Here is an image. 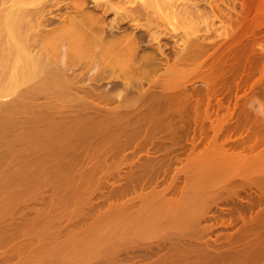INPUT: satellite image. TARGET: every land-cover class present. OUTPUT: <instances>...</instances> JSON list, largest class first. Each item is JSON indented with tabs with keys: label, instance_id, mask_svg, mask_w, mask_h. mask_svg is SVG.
Here are the masks:
<instances>
[{
	"label": "bare ground",
	"instance_id": "6f19581e",
	"mask_svg": "<svg viewBox=\"0 0 264 264\" xmlns=\"http://www.w3.org/2000/svg\"><path fill=\"white\" fill-rule=\"evenodd\" d=\"M91 1L99 8L112 4ZM138 1L139 8L157 17L162 30L171 27L180 44L172 67H166L172 74L159 80L156 75L151 86L139 90L136 102L126 105V99L110 110L95 105L98 95L80 88L82 95L72 93V83L66 86L61 80L62 89L60 83L52 87L60 94L72 87L66 96L73 94L81 105L76 102L77 109L72 104L62 119L39 113L26 121L53 131L59 125L54 119H64L59 126L68 131V136L62 132L67 141L69 136L77 141L73 130L97 125L99 117H109L103 127L118 131L108 129V146L74 162V150L67 152L71 159L66 155L72 142L57 144L54 138L62 130L55 129L54 142L48 131L52 140L40 138L39 125L34 135L25 127L32 133L29 138L22 129L26 136L16 139L28 138L18 140L27 147L12 164L0 167V264H264V0ZM85 3L71 5L82 46L100 55L93 62L103 64L128 52L131 59L126 58L139 67L138 40L123 34L104 40L98 16L91 21L94 15ZM118 5L116 13L123 12ZM10 12L0 20V35L7 39V52L18 58L20 78L34 79L43 70L42 84L58 85L55 69L45 72L41 60L27 57L17 38L19 13ZM14 61H7L11 72ZM151 87L161 90L149 94ZM152 101L157 102L155 113L149 110ZM53 120L56 125L48 126Z\"/></svg>",
	"mask_w": 264,
	"mask_h": 264
},
{
	"label": "rangeland",
	"instance_id": "374dc122",
	"mask_svg": "<svg viewBox=\"0 0 264 264\" xmlns=\"http://www.w3.org/2000/svg\"><path fill=\"white\" fill-rule=\"evenodd\" d=\"M79 1L80 0H0V20H4V18L6 17V16H4V14L9 15L10 11H12L13 14L17 11L19 13V16H16V17L19 18V20L21 21L20 22L21 30H19L20 33H19V36L17 38H20V40L23 42V45L25 46L24 49L26 51L27 57L31 58V59L35 58V60H37V61L41 60L39 62V64L42 63L41 67H43L45 69V72H48L47 69H49V72H50V69H52V71H53V69H55L53 71V73L55 74L56 77L59 76L58 78L60 79V80L58 79L60 82L58 81V85H56V86H55L56 82H53L54 84H52V86L50 83H49L50 86H47L48 84L46 82H43V84H42V82L40 80L43 81L45 78V74L44 75L42 74L43 73V70H42V72L40 73L41 75L39 74L38 77H36L34 79H30V80H22V78H20L21 76H20V72L18 69L19 68L18 62L16 60L15 61L17 63L14 61V59L18 60V58L15 57V54H11V53L9 54L7 52V44H6L7 39L4 36V34L1 33V35H0V120H1L0 121V131L2 133L0 132V146H2V147H0V157L2 156V158L5 157L6 159L0 158V160L2 159L0 161L1 162L0 167L2 164L4 169H5L6 163L12 164L13 161H16V158H19L20 154L22 152H24V150H23L25 147L24 145H26V147H27V144H26L27 139L30 137L29 135H31L32 133L34 135V130L36 132L39 129L38 133L41 137L38 136V138L40 137V138L44 139L46 137V140H52L55 138L56 141H58V142H56L57 144L60 143L61 140H62V142L60 144H63V143H65V141H67L66 139H64L65 137L63 135V133H65V131H67L66 128L62 129V127L59 126L61 124V122L64 120L63 119L61 121V119H62L61 117L65 116L64 114H66L68 111L70 112V110L66 111V109L69 107L71 108L72 104H74L72 108L77 107V109H78V106L81 105L80 100L76 97L78 100L77 101L76 98L73 97V94L70 93L73 97L72 99H75L76 101H71L72 99H70V96H71L70 94H69V97H67L69 91L73 90V89L70 90L72 87L75 88V91L72 93L76 92L78 96L82 95L79 93L80 92L79 90L81 89L82 92L84 90L89 91L86 94L91 92L90 95H93V96L98 95L94 98V100H96V98H97L99 100V103H101L100 100L103 98L101 101L106 100L105 102H102L101 104H99L98 100H97L96 101L97 104H95V103L94 104L99 106V108L101 105V108L103 107V110L104 109L110 110L111 107L113 108L118 103H120V101L125 103V101H123V100H126V99L129 100L130 95H131V98H130L131 102H130V100L129 101L126 100L127 102L125 104L126 105H128L130 103L133 104L134 102H136V100L138 98V92L141 93L143 88H144V90H146V88H148V85H150V83L152 85L151 81H153L154 78H157V76H159L158 77V80H159V78H161L160 76H162V78L164 77L163 79H165V78H168V74H170V72L167 73L168 72L167 69L172 67L171 64L176 57L175 54L177 53V51H179L178 49H179L180 44L178 45L179 42L174 37V35H173L174 33L173 32L171 33V30H170L171 27L169 29H166V27L169 26V25H167L165 28H163L164 30H162L161 29L162 28L161 23H160V21L157 20V17H155V15L149 13L148 10L143 11V9H141L142 7L139 8V4L137 5V3L139 2L138 0H135V1L132 0L134 3L133 2L131 3L130 0L129 1L126 0L127 2H130L131 4L127 3L125 0L124 1L123 0H120V1L116 0V2H115V0H112L113 2L111 1V3H112V4L110 3L111 5H113L114 3H115V5H116V3H117V5L119 4L118 7L120 5L121 6L123 5L122 7H119V8H122V9H124V11H126V12H124V11L121 12L122 11L121 10L120 12H118L119 14L116 13L117 11L120 10V9L118 10L117 6H115V5H113L112 7H111V5L107 6V5L103 4L104 3L103 0H100L101 3L103 4L101 6L102 8L101 7L100 8L95 7L94 3L91 0H89V1L85 0L86 11L87 12L89 11L92 15H94V17L93 16L90 17L91 21H94L96 16H98L96 18V21L98 20L97 23L100 25L99 26L100 28L97 27L98 29L97 28L96 29L101 33V36L104 40L110 39L113 35H114L113 37H115V36L117 37V36H120L122 34H123V37H125V38L128 37L129 39H130V37H132V38L135 37L134 42L136 40H138V41H136V44H137L136 50L137 49L138 50H137V52H135V54H137V58H138V59H136V61L140 60L139 67H138L137 63H136L137 67L135 65L133 67V63H131V60H130L131 59L130 55L127 54L128 52L119 58L116 56H113V58L111 57L112 61H111V59H107L108 61H104L105 63L103 62V64L100 62L99 63L96 62L95 60H97V59H95L94 60L95 62H93V59L100 57V55L94 54V53H92V51L91 52H90V50L88 51V49H84V46H82L83 44H81V39L78 38L79 33H77L78 29H76L78 26V24L76 22H78V21L74 20V19H78V18H76L77 14L75 15L74 7H76V4H78ZM117 1L121 2V3H118ZM125 2H126V4L124 5ZM71 4H73V6L74 5L75 6L72 7ZM132 5H134V6H132ZM105 6H106V8H104ZM130 6L134 7L135 10L133 8H131ZM110 7L111 8L116 7L115 11L113 9H111ZM108 8H110V9H108ZM132 9H133V12H131ZM13 10L14 11L17 10V11L14 12ZM71 10H72V12H71ZM12 12H10V14ZM102 12L104 15L102 14ZM147 12H148V14H147ZM18 13H15L14 15H18ZM120 13H122L123 16ZM127 14H129V15H127ZM146 14L147 15L150 14V15L147 16ZM154 19H156L157 21L155 22ZM96 21H94V22H96ZM2 23H3V21H0V24H1L0 28L3 29ZM159 27H160V29H159ZM168 30L170 32H168ZM170 33L172 34V36ZM177 45H178V47H177ZM9 55H10V57H9ZM11 55H13V56H11ZM106 56L107 55H105L103 57H105V59H106L107 58ZM92 57H94V58H92ZM122 57L124 58L123 60H122ZM126 57H128L130 59H128ZM108 58H110V57H108ZM114 59L115 60L117 59V60L115 61ZM127 59H128V61H127ZM11 60H13L16 63V64L14 63L16 65V70L14 69L15 65H13L14 66V68L12 70L13 74H11L12 73L11 69L9 70V68H10L9 66L13 63V61L11 62ZM7 61L11 64H9ZM98 61H100V60L98 59ZM117 61H119V62H117ZM121 61H122V63H121ZM89 62H90V64H89ZM107 62H109V63H107ZM114 62H116V63L114 64ZM133 62H135V61H133ZM44 64H45V66H44ZM141 65L143 67H141ZM166 67H167V69H166ZM134 68H135V70H134ZM56 70H58V71H56ZM8 71H9L10 76L13 75V77H11L13 79L7 78V77H9ZM58 72L60 73L59 75H58ZM147 75H149L148 80H146ZM39 76L41 78L43 76L44 78L41 79ZM169 78H171V77H169ZM11 80H12V82H10ZM61 80L66 82V83L63 82L66 86L70 85L72 83L71 84L72 87L71 88L69 87L70 89L65 90L66 92L68 91L67 94L63 92L64 90L62 91V94H60V91H59L60 89L59 90H53L54 92L51 91L52 87H53V89H55V87H60V85H61L62 87H60V88L61 89L63 88ZM40 82H41L42 87L44 84H46L43 87L44 89H45V87H47V88L51 87V88H49V91L51 93H49L47 91L48 90L47 88L45 90H43V88L41 86H39V85L37 86V84H39ZM59 83H60V85H59ZM34 85H36V87H37V88L35 87L36 89H34V87H33ZM38 87L41 89V90L39 89L41 92L38 90ZM154 87L155 86H153V88ZM159 87H156L155 89H153L151 87L149 94H151V92H152V94H155L157 91L159 92V90H161ZM30 89L31 90L34 89V93H33V91L30 93L29 92ZM152 89H153V91H152ZM35 90H38L37 94L35 93ZM86 91H84V92H86ZM55 92L60 95V98L56 97V96H58V94H56ZM52 93H53V98H51ZM54 93L56 94V96ZM32 94H35V95L32 96ZM48 94H50V96ZM63 95H65V96L67 95L66 97L64 96V100L61 99V98H63V97H61ZM93 96H91L92 99H93ZM106 97H108L109 99L107 100ZM112 100H114L115 102L117 101V102L115 103ZM132 101H134V102H132ZM153 101H155V100H153ZM153 101L151 103H153ZM74 102L75 103L78 102L80 104H78V103L75 104ZM106 102L108 105L106 104ZM154 103H157V102H154ZM154 103L151 105V109H149L150 111H152V113L153 112L155 113V111L157 110L155 108H152V106L157 107ZM77 104H78V106H75ZM112 105H114V106H112ZM105 106H108L109 108L108 107L106 108ZM149 107H150V105H149ZM62 110H64V112L65 111L66 112L64 113V112H62ZM72 110L74 111V109H72ZM158 110H160V109L158 108ZM75 112H76V109H75ZM39 113H40V117H43V116L48 117V114H54V113L56 116H58V117L60 116L61 119L60 118H59L60 120L58 119L59 122H58V120L54 119L55 122L59 124L58 126H56L54 128L55 129L58 128V129H56L58 131L62 130L61 132L59 131L62 134L61 137L60 136H54V135H58V133H59L55 129L53 131L51 129H49V127H47V129H49V130L44 129V126H42L43 123L42 124L40 123V125H39V123L37 125H35L34 123H30L29 121H26V120H29V118H30V120H33L34 119L33 117L38 118ZM56 113H58V114L61 113V114L58 115ZM71 113L75 114L73 112H71ZM71 113H70V115H72ZM32 115H33V117H32ZM66 115H69V114H66ZM1 116H2V118H1ZM51 116L53 117V115H51ZM51 116L49 115V119L52 118ZM56 116H55V118H56ZM3 117H4V119H3ZM104 118H106V120H104ZM108 118L109 117H103V118L99 117L100 120L97 119V121H96L97 125L91 124L93 128L90 127L88 129L83 128V129H79V130H73V133H71V135L73 134L75 139H77V141L73 140L74 137L72 138L73 141H71L70 138L72 136H69L68 141L72 142V144H71L72 146L67 145V147H66V153L70 152L72 150H74V152H70L71 155L73 153H75V154L78 153L76 155L73 154V156H75V157H72L70 155V153H69V155H68V153L66 154L67 156H70V159L72 157V161L75 162L76 159L83 158L85 156L84 154H88V152L91 153V152H94L96 150L99 151L102 147L104 149V147L108 146L107 143H109V141L111 140V138H109L107 136L109 134L108 131H110V132L118 131V127H116V126H115L116 128L115 127L114 128L112 127L110 129L108 128L109 130L107 129V127H103V126H105L104 124ZM2 119L4 122H2ZM54 120L50 121L51 125L49 123L48 126L56 125V124H54ZM27 122H29V123L26 124ZM52 122H53V124H52ZM99 122H100V124H99ZM18 123H19V126H15V125H18ZM21 124H22V126H21ZM23 124L24 125L26 124L27 126L26 125L23 126ZM33 125L35 126V128ZM89 125H90V123H89ZM6 126H7V128H6ZM20 126L22 128H20ZM28 126H29L28 129L31 130V132L33 131L31 134L27 133L28 131L26 130V128ZM37 126L39 128H37V130H36ZM40 126H42L41 129L43 132L45 130L44 133L47 136L43 135V132L41 131ZM96 126H98V127L95 128ZM59 127H61V128L59 129ZM22 129L25 130L28 138L25 137L26 138L25 140L24 139H22V140L18 139V140L19 141H26V142H24V144L20 143L16 139L18 135L23 136L25 134ZM91 129H93L94 131H97V132H94ZM63 130H64V132H63ZM83 130H85V131H83ZM46 131H48L49 136L52 135V137H51L52 139H50V137L48 136ZM55 131L58 133H56ZM77 131L80 132L81 135H79ZM89 131H90V133H89ZM21 132H23L24 134L23 133L21 134ZM29 133H30V131H29ZM66 133L68 134V131ZM66 133H65V135H66ZM105 133H107V135ZM89 134H90V136H88ZM19 136H18V138H19ZM24 136H26V135H24ZM53 136H54V138H53ZM66 136H68V135H66ZM81 136L82 137L85 136V137L82 138ZM101 137H102V139H100ZM34 138H35V136H34ZM103 138H105L104 141H103ZM55 139L53 140L54 142H55ZM16 140H17V142H16ZM80 140H82V142ZM98 141H100V142H98ZM89 142H91L92 145ZM15 143L18 145L17 146L14 145ZM83 144H85V145H83ZM76 145L78 146V148ZM70 148L72 150H70ZM75 148H76V151L78 150L77 152L75 151ZM6 149L8 152L6 151ZM13 150H15L16 154H14L15 152ZM9 151L10 152L13 151V154H12V152L10 154ZM19 151H22V152L20 153ZM17 154L19 156H16ZM4 155H7V156H4ZM80 155H82V156L80 157ZM11 156H13V157H11ZM67 156H65V157L67 158ZM66 158H65V160L69 161ZM73 159H75V160H73ZM3 160H4V162H2ZM2 168H0V170H2Z\"/></svg>",
	"mask_w": 264,
	"mask_h": 264
}]
</instances>
